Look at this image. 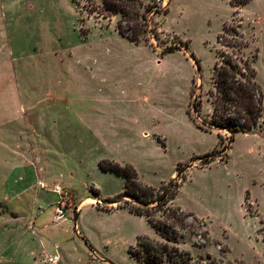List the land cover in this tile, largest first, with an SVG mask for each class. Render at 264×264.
<instances>
[{"label": "rangeland", "instance_id": "374dc122", "mask_svg": "<svg viewBox=\"0 0 264 264\" xmlns=\"http://www.w3.org/2000/svg\"><path fill=\"white\" fill-rule=\"evenodd\" d=\"M168 8L154 17L158 36L134 44L115 30L118 16L88 15L72 0H0V264L39 262L42 241L58 244L69 264H138L127 252L136 237L159 239L142 217L81 208L77 223L95 254L74 233L75 208L92 193L110 198L96 200L99 209L125 206L113 201L123 179L101 171L100 160L132 165L153 188L189 166L170 205L204 219L210 243L184 234L178 248L195 264H208L207 255L216 264H264V122L233 142L219 131L218 144L217 131L192 119L207 116L216 51L230 52L217 41L224 24L239 25L244 56L257 54L264 91V0L240 8L169 0ZM170 46L181 51L160 56ZM214 151L223 159H194Z\"/></svg>", "mask_w": 264, "mask_h": 264}, {"label": "trees", "instance_id": "16d2710c", "mask_svg": "<svg viewBox=\"0 0 264 264\" xmlns=\"http://www.w3.org/2000/svg\"><path fill=\"white\" fill-rule=\"evenodd\" d=\"M83 3H82V2ZM250 0H229L234 8L246 5ZM76 10L88 15L102 18L118 16L115 30L131 43L150 42V37H157V25L154 17L169 12V0H72ZM233 12V17H234ZM239 25L224 24L217 41L230 49L216 51L217 61L212 67L211 86L207 90L206 100L209 110L203 124H199L192 116L196 127L205 132L217 131V142L224 140L219 131L227 133V140L234 141L236 134H246L255 130L264 122V91L256 80L253 66L257 54L244 56L242 49L247 47L238 31ZM228 36L229 38H227ZM173 51H181L180 47H165L160 56ZM192 57V55H191ZM194 59V58H193ZM197 70L200 69L196 62ZM192 111L200 109V101L196 102L193 94ZM223 152L206 153L200 159L203 164H210L216 158L223 159ZM98 167L103 172H110L124 180V186L114 202L126 199L125 206L130 214L142 217L153 229L159 239L148 235H139L134 245L128 247V254L138 264H195L192 255L187 250L178 248L184 234L200 240L203 245L210 243L207 222L194 213L184 211L180 206H172V200L177 196L182 182L183 173L189 166L181 163L175 170V177L162 183L158 188L142 182L135 168L130 164L120 165L114 161L100 160ZM94 197L97 192L92 193ZM113 203V202H112ZM99 209V208H98ZM102 210V209H99ZM107 211V210H105ZM193 245L200 247L201 244ZM209 259L208 264H216Z\"/></svg>", "mask_w": 264, "mask_h": 264}, {"label": "crops", "instance_id": "0c3cea01", "mask_svg": "<svg viewBox=\"0 0 264 264\" xmlns=\"http://www.w3.org/2000/svg\"><path fill=\"white\" fill-rule=\"evenodd\" d=\"M27 124H28V123H27ZM109 173H110V172H109ZM123 181H124V180H123ZM38 183H43V184L47 187V185H46L42 180H39ZM38 183H37V185H38ZM123 186H124V185H123ZM38 187H39V185H38ZM39 188H40V187H39ZM41 189H42V188H41ZM122 190H123V188H122ZM116 196H117V195H116ZM116 196H114V197H116ZM107 199H110V198H107ZM107 199L99 198V196H97V197H94V196H93V197H86V198H84L81 202H79V203L77 204L76 208H75L76 212H77L79 209H80V210H79V212L76 214L75 219H74V225H73L74 233H75V234L78 236V238H79V244H80V243L82 244V241H83L84 244L87 245V247L89 248L90 252H92V253H94V254H95L96 250H95V248L92 246L91 241H90L89 239H87L85 235H83V231L80 230V227H79V225H78V223H77V220H78L79 215H80V213H81V208H83L84 206L94 207L96 210L101 211V212H104V213L109 214V215L123 214V213L126 212V209L123 208V207H119V208H116V209L111 210V211L99 210V209L97 208V206L95 205L94 202H95L96 200L99 201V200H107ZM56 209H57V208H55V211H56ZM55 218L58 219V220H61L62 216H61V215H56ZM44 227H45V225H44L42 228H44ZM46 244H47L48 246H50V247L48 248V249H49L48 252L45 250V246H46ZM41 245H42L41 247L43 248V249H42L43 254L40 255V258H41L43 255H47V256H53V255H56V256L58 257V261H57V263H55V264H69L68 261H67V258L65 257V254H64V256L61 255V248H60V246H59L58 244L55 243V244H53V246H51L49 243H47V242H45V241H42V242H41ZM32 264H46V263L41 262V260H39V262H38L35 258H33V260H32Z\"/></svg>", "mask_w": 264, "mask_h": 264}, {"label": "built area", "instance_id": "2783aa9c", "mask_svg": "<svg viewBox=\"0 0 264 264\" xmlns=\"http://www.w3.org/2000/svg\"><path fill=\"white\" fill-rule=\"evenodd\" d=\"M39 187L42 189H46L47 187L43 183H38ZM52 192L55 193L56 195L59 196L60 202L62 203L63 201L68 202L70 200L69 193L64 191L59 185L55 184L51 188ZM58 261V257L56 255L53 256H47L43 255L41 257V262L46 263V264H55Z\"/></svg>", "mask_w": 264, "mask_h": 264}]
</instances>
